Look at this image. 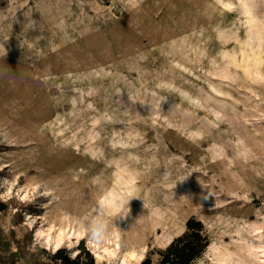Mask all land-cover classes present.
I'll use <instances>...</instances> for the list:
<instances>
[{"label":"rangeland","instance_id":"obj_1","mask_svg":"<svg viewBox=\"0 0 264 264\" xmlns=\"http://www.w3.org/2000/svg\"><path fill=\"white\" fill-rule=\"evenodd\" d=\"M135 5L0 0V228L157 264L194 218L195 264H264V0ZM109 188L131 192L128 217L99 209ZM98 216L114 235L77 244Z\"/></svg>","mask_w":264,"mask_h":264},{"label":"trees","instance_id":"obj_2","mask_svg":"<svg viewBox=\"0 0 264 264\" xmlns=\"http://www.w3.org/2000/svg\"><path fill=\"white\" fill-rule=\"evenodd\" d=\"M5 205L0 203V211H5ZM12 243L16 251H12ZM31 241L24 243L14 241L4 236L0 228V264H15L19 259L24 264H43L41 256L46 257L49 263L54 264H94V259L83 245L78 248L79 255L73 259L66 249H59L55 254L41 249L31 250ZM209 246V238L202 223L194 218L187 220L185 231L173 239L170 244L159 253L157 264H195ZM141 264H153L146 259Z\"/></svg>","mask_w":264,"mask_h":264},{"label":"clouds","instance_id":"obj_3","mask_svg":"<svg viewBox=\"0 0 264 264\" xmlns=\"http://www.w3.org/2000/svg\"><path fill=\"white\" fill-rule=\"evenodd\" d=\"M143 0H136V7H139L142 4ZM36 21H32V27L35 29ZM0 48H3V45H0ZM187 95V94H186ZM39 185L36 186L38 188ZM35 191V188L33 189ZM11 192V189H9ZM46 195H50L51 193H45ZM131 192H116L114 189L109 188L105 191L100 200L98 201L99 209L109 211V214H118L120 218H126L130 214L129 204L131 200L125 199V196H130ZM22 200H27L28 195L21 197ZM65 220H68L69 217H64ZM77 225L80 224L79 220L75 221ZM34 223V221H33ZM115 229L116 227L113 226ZM56 231L55 226L50 227L47 230L48 235L50 236L52 232ZM85 234L88 235V238L99 248L101 247L105 241L111 239L112 235H114V231H110L109 222L103 218V216H98L94 220H92L86 229L79 232L77 234V244L79 240L84 238ZM40 235H45V233H40ZM65 236V231H60L58 233L57 242L55 248L52 249L53 254L59 250L61 244L63 242L62 238ZM70 238V237H69ZM69 248L73 247L72 244L68 245ZM76 255H79L78 252L73 253L72 258L74 259ZM130 258L133 260L137 259V254L135 252L129 254ZM145 257L143 255L139 256V260H143Z\"/></svg>","mask_w":264,"mask_h":264},{"label":"bare ground","instance_id":"obj_4","mask_svg":"<svg viewBox=\"0 0 264 264\" xmlns=\"http://www.w3.org/2000/svg\"><path fill=\"white\" fill-rule=\"evenodd\" d=\"M56 245V244H55ZM55 245L52 246V249L55 248ZM131 254V253H130ZM132 259L130 258V255L128 254L126 258L121 260V264H126L128 261H131Z\"/></svg>","mask_w":264,"mask_h":264}]
</instances>
